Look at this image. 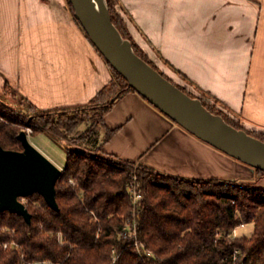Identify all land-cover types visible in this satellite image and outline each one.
Segmentation results:
<instances>
[{
    "label": "crops",
    "instance_id": "obj_1",
    "mask_svg": "<svg viewBox=\"0 0 264 264\" xmlns=\"http://www.w3.org/2000/svg\"><path fill=\"white\" fill-rule=\"evenodd\" d=\"M117 9L135 44L168 78L188 81L245 129L264 133V0H120ZM110 81L66 0H0V97L9 87L38 111L75 109ZM103 124L114 132L104 141L102 131L101 151L118 161L184 179L253 175L136 92L116 99Z\"/></svg>",
    "mask_w": 264,
    "mask_h": 264
},
{
    "label": "trees",
    "instance_id": "obj_2",
    "mask_svg": "<svg viewBox=\"0 0 264 264\" xmlns=\"http://www.w3.org/2000/svg\"><path fill=\"white\" fill-rule=\"evenodd\" d=\"M106 1L113 24L122 37L131 42L135 53L172 81L133 41L117 9L120 0ZM66 3L73 16L68 0ZM105 62L111 71L110 83L91 103L79 107L90 106L99 113L104 141L114 132L104 126V115L116 99L127 92H136ZM173 83L189 96L199 98L207 110L220 115L231 126L264 141V133L245 129L239 121L217 110L201 96ZM9 93L17 96L8 87L0 97V145L7 150H22L17 139L21 120H13L1 110L6 108L1 100ZM20 98L22 109L27 113L33 111L30 114L33 123H29L35 133L47 132L57 137L62 130L72 132L85 122L76 117L55 119L51 113L60 110L38 111L28 99ZM89 132L81 140H87ZM64 150L65 164L55 185L57 210L35 193L26 197L24 203L31 214L30 224L16 213L0 212V264L38 261L51 264H264L263 187L237 184L235 180L184 179L139 166L135 175L142 199L134 217L129 193L133 183L130 169L119 168L116 159L102 151V155L93 157L78 148ZM254 170L258 176H264V171ZM129 221L136 222V237L124 236ZM241 223L252 224V232L230 237L232 228ZM59 234L62 242L58 240ZM12 242L18 246L11 245ZM135 242L141 253L134 246ZM4 243H8L7 248Z\"/></svg>",
    "mask_w": 264,
    "mask_h": 264
},
{
    "label": "water",
    "instance_id": "obj_3",
    "mask_svg": "<svg viewBox=\"0 0 264 264\" xmlns=\"http://www.w3.org/2000/svg\"><path fill=\"white\" fill-rule=\"evenodd\" d=\"M68 3L93 46L136 93L195 137L264 171V141L211 113L199 98L189 96L140 58L113 24L106 0H68ZM17 139L22 150H7L0 145V212L16 213L30 224L31 214L20 198L37 193L57 210L55 185L62 169L29 141L25 131Z\"/></svg>",
    "mask_w": 264,
    "mask_h": 264
},
{
    "label": "rangeland",
    "instance_id": "obj_4",
    "mask_svg": "<svg viewBox=\"0 0 264 264\" xmlns=\"http://www.w3.org/2000/svg\"><path fill=\"white\" fill-rule=\"evenodd\" d=\"M178 81L179 85L184 87L187 91H190L196 96H201L206 102L215 106L217 110L222 111L225 115H228L230 118L237 120V118L231 115L223 107V105L212 99L210 96L193 90L190 86H188V81H183L182 79H179ZM20 99V97L15 96L13 93L6 94L1 100V102L6 106L5 109H1L2 112L13 120H15V118H19L21 120L19 131H25L28 135L29 141L43 154H45V151L53 163H55L56 165L64 163L66 159L64 148L67 147L81 149L93 157H99L100 155H102V152L100 150L102 133L100 120L101 118L99 116V113L95 109H92L89 106L86 108H75L52 112L51 116L55 119H58L60 117L61 119H70L76 117L78 119L85 120L83 124L78 126L72 132L62 130L60 136L55 137L54 135L47 132H33V128L30 125L31 123H29V121L32 122L33 118L32 116H30V114H33V111L29 113L25 112V110L22 109V107L19 105ZM29 128L31 129L30 132L27 131ZM88 132L90 133L89 138L87 140H81V137L84 134L87 135ZM35 144H38L41 147H38ZM116 163L119 164V168L124 167V169H130L129 171L131 172L132 176L133 173L137 171L138 167L142 166L137 163H124L118 160H116ZM246 166L252 169L253 175L246 174L244 178L236 179L235 182L237 184L256 185L264 188V176H258L254 168L248 165ZM25 201L26 199L24 200V203ZM251 232L252 225H246L245 228H241L239 231L240 234L245 235H249Z\"/></svg>",
    "mask_w": 264,
    "mask_h": 264
},
{
    "label": "built area",
    "instance_id": "obj_5",
    "mask_svg": "<svg viewBox=\"0 0 264 264\" xmlns=\"http://www.w3.org/2000/svg\"><path fill=\"white\" fill-rule=\"evenodd\" d=\"M27 131L30 132L31 129L29 128ZM137 179H138L137 176L135 175V173H133V183L129 187V193H130L131 201H132V203L134 205V210H133V216L134 217L137 215V212H136L137 209H138L137 207H138V205H139V203H140V201L142 199L141 191L139 190V187L137 186V184H138V180ZM69 181L71 183H73L72 180H69ZM24 200H25V198H20V201L22 203H24ZM246 225H250V224L241 223L240 225L235 226L230 231L229 236L232 237V238L240 237L242 234H240L239 231H240L241 228H245ZM135 228H136V222L135 221H132V222L129 221L127 223V227H125L126 230L124 232V236L136 237ZM58 238H59L58 240L60 242H62V237H61L60 234L58 235ZM11 245L18 246L14 242H12ZM3 246H4V248H7L8 247V243H4ZM134 246L138 249L139 253H141L140 249H139V245H138L137 242H135ZM147 254L150 255L149 252ZM116 260H117V256L114 254L113 255V263H115ZM29 264H31V263H29ZM35 264H51V262L38 261Z\"/></svg>",
    "mask_w": 264,
    "mask_h": 264
}]
</instances>
